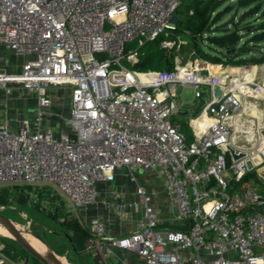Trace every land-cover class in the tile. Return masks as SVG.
<instances>
[{
	"label": "built area",
	"instance_id": "1",
	"mask_svg": "<svg viewBox=\"0 0 264 264\" xmlns=\"http://www.w3.org/2000/svg\"><path fill=\"white\" fill-rule=\"evenodd\" d=\"M179 3L0 0V51L27 57L15 73L0 58V88L17 85L37 95L31 116L16 125L0 121V188L8 189L9 200L26 190L27 204L42 201L54 212L58 200L41 199L47 191L39 185L47 182L66 203L68 217H87L98 206L100 182L126 169L136 200L124 202L110 189L112 199L101 203L107 216L83 224L91 236L86 250L103 264H119L114 249L135 254L142 264H264V119L251 141L233 143L235 119L262 98L248 67L225 72L232 65H220L219 75L207 61L183 62L178 55L170 70L122 63L140 59L139 51L125 50L133 40L141 47L160 36V47L169 50L185 43L174 38ZM179 86L192 88L196 98L202 87L209 94L188 118L191 141L174 122L188 111L177 99ZM58 87L69 90V116L60 115L66 128L55 134L43 121L58 101L48 89ZM135 169L160 179L167 218L156 213ZM129 212L141 213L135 227L111 236L108 214L127 219ZM1 248L0 264H29L26 257L10 261Z\"/></svg>",
	"mask_w": 264,
	"mask_h": 264
},
{
	"label": "rangeland",
	"instance_id": "2",
	"mask_svg": "<svg viewBox=\"0 0 264 264\" xmlns=\"http://www.w3.org/2000/svg\"><path fill=\"white\" fill-rule=\"evenodd\" d=\"M236 1L237 0H224V2L220 5V7H224L223 9L224 13L221 16V19L218 22V24L219 23L226 24L229 23L231 19H233L236 21H241L240 27L247 28L248 25H251L252 23L255 22L253 17L244 18L243 20H240L241 14L245 11V9H247V7H240ZM241 33L244 38L247 37L245 30H242ZM177 36L179 35L174 33V37ZM161 38L162 37L159 36L158 38H156L154 42L148 41L141 47H139L136 40H133L131 42L126 43L125 50L126 51L137 50L139 51V56L141 58L146 53L147 47H149L150 43H152L151 50L158 51V49H160L159 41L161 40ZM197 41L201 43V46L203 48H207L206 44L208 42L206 40H203L200 36H198ZM258 50H259L258 48L254 49L256 55H258ZM170 51L174 55L173 59H175V57L178 55L181 57L183 62L194 61L195 58L199 59L196 54L194 55L190 54L193 51V49L188 42L182 44L179 48H177V45L175 44L174 48ZM164 52L163 50H159L158 53L163 54ZM0 58L3 62H5V67L7 71H11L14 73L18 71L21 62L27 59L26 56L15 55L7 51H0ZM122 63L128 68H133L132 65L125 60H122ZM222 66H226V65H222ZM233 66H240V65H232V67ZM241 66H247L248 71H250V68H252L253 74L251 75L254 76V81H253L254 87L253 86L252 87L253 89H255V94L258 95V97H262L261 100H259L258 102L261 108L264 107V62L261 64H242ZM161 69L162 68L157 70H161ZM221 70L222 68H219L220 73H222ZM226 71H228V69H226L225 72ZM12 86L13 87L9 89L0 88V119L4 118L9 122H11L10 119H12L13 122H15L22 118L32 115L34 113V107L37 96L34 91L22 88L17 85H12ZM204 88L205 87L201 88L202 94L201 97L199 98H196L194 96V90L192 88L186 86H179L176 89L177 99L179 102L183 103L181 110L182 111L188 110V111L185 115L175 118L174 122L177 124H181L182 132L186 135L188 141H191L193 139V135H192L193 131L189 126H187L188 118L197 115L201 110V108L203 107V105L209 99V94L204 91ZM48 91L50 92L52 90L48 89ZM55 91L56 89L53 90L54 93ZM54 96L56 100L61 101V104H63L66 108H68L69 99L66 90H64L63 88H59V90H57V93H55ZM259 105L257 104V107H260ZM57 110L58 107L55 106L53 111L57 112ZM242 114L244 115V111L242 112ZM65 115H66L65 117H68L69 113L65 111ZM47 116L48 115L45 116L46 119ZM254 121H256V118H254ZM256 124H258L257 121ZM241 142L242 141L239 142L238 139L236 142V140L233 138L234 144L243 146L240 144ZM116 172L114 173L115 177H113V179L109 183L112 185H116L119 192H123L126 196L127 195L131 196L134 193L135 186L129 181L128 178L129 173L127 172L126 169H122L121 172L119 171L120 173H123L122 176L116 175ZM133 173L135 174L138 181L141 182L147 188V190L151 191V192L149 191L151 195L154 194L155 192L158 193V190L160 189L158 182L160 179L157 178L154 173L144 172L140 169H135ZM39 186H42L47 191V194L43 192V195H41V199H43L44 197H48L50 195L49 199L52 202H56L58 200L59 206H57V209L54 210V212L56 213L51 214L53 212H50L49 215L51 214V216L42 213L41 211L42 209L49 212V210H46L47 208L42 206V201L35 206L29 203L24 204L23 201L18 202L14 198H13L14 200L7 199L8 206L0 207V213L6 216L12 222V224L13 223L16 224L20 228V230L24 232L26 236L31 234L36 238H38L39 240H41L51 250L53 255H56L60 260L61 258H64L69 264H97L98 261H95L93 259L94 255L91 250L84 251L83 253L82 252L76 253L71 249L67 236L65 235V231L69 233L70 229H68L66 225L59 222L61 220V216L68 217L71 214L70 211H68V207L66 203L61 202L62 199L60 194L55 191L54 186L50 183L42 182ZM228 192L231 193L230 189ZM263 194H264V188H263ZM10 195L12 197H15V195L13 194ZM161 198L165 200L164 195ZM164 208H165V212L167 209L166 214H168L169 209L167 203H165ZM40 212L41 214H39ZM133 216H134V220L137 221L140 218L141 213H134ZM0 222L2 223V221ZM2 226L5 227L3 223ZM27 238L29 237L27 236ZM2 239H5V241ZM3 245H6L7 249L10 250L17 249L22 251V252H16L14 254V250H13L12 252V254H14L13 256L7 255L6 253L3 252V254L6 257H8L10 261L12 262L20 261L24 259L26 256H28L29 264H38L32 256L28 255V253L21 247V245L11 235L0 234V246L3 247Z\"/></svg>",
	"mask_w": 264,
	"mask_h": 264
},
{
	"label": "trees",
	"instance_id": "3",
	"mask_svg": "<svg viewBox=\"0 0 264 264\" xmlns=\"http://www.w3.org/2000/svg\"><path fill=\"white\" fill-rule=\"evenodd\" d=\"M224 0H180V3L174 11L173 20L175 23L174 33L185 42L192 46L194 54L199 59L213 63L212 65H242V64H261L264 62V1L263 0H237L240 7H247L241 14L240 20L253 17L254 23L247 28L240 27L241 21L231 19L229 23H219L224 13V7L220 5ZM231 6V5H230ZM213 13V14H212ZM212 15V16H211ZM233 26V27H232ZM214 28V29H213ZM213 29V30H212ZM246 31L243 37L241 31ZM198 36L206 40L207 48H203L197 41ZM175 38V37H174ZM244 38V39H243ZM156 39L150 42H154ZM152 43L147 47L146 53L132 67L136 70L147 69H166L170 70L173 66L174 55L170 50L160 47L158 51L151 50ZM258 48V55L254 49ZM163 50L162 53H158ZM168 52V53H167ZM156 67V68H154ZM234 67V66H233ZM229 66L228 68H233ZM235 68V67H234ZM254 174L253 171L249 175ZM249 175H246L247 178ZM23 190V189H22ZM15 198L18 202L26 204V195L24 191ZM9 192L6 187L0 188V207L8 206ZM37 204H35L36 206ZM40 211V210H39ZM42 213L48 214L44 209ZM53 212L51 214H54ZM41 214V212L39 213ZM51 214L49 216H51ZM66 225L70 232L65 231L71 249L76 253L87 251L90 245V233L81 225L76 218H64L60 220ZM5 241V239H2ZM16 252L21 250L13 249ZM13 250L7 249L6 245L1 248L2 253L13 256ZM93 259L97 264H103L98 256ZM38 264V260L34 259Z\"/></svg>",
	"mask_w": 264,
	"mask_h": 264
},
{
	"label": "crops",
	"instance_id": "4",
	"mask_svg": "<svg viewBox=\"0 0 264 264\" xmlns=\"http://www.w3.org/2000/svg\"><path fill=\"white\" fill-rule=\"evenodd\" d=\"M59 88H62V87H58V89L52 88V89H50L52 91H50L49 93L54 96L55 93H57V90H59ZM54 89H56L55 93L53 92ZM63 89L66 90V92L68 93V98H69V90L67 88H63ZM35 106H36V102H35ZM55 106L58 107L57 112L53 111ZM34 109H35V107H34ZM65 111H67V113H69V107L66 108L63 104H61V101H57V103H55L53 105L52 109H50L49 113L47 114L48 115L47 119L44 118L46 120L43 121V125L45 127H49L55 134H59L60 130L66 128L63 125V121H62L63 120L62 117L66 116ZM60 115L62 117H60ZM3 119L4 118H1L0 121H2ZM10 121L13 125H16L17 121L13 122L12 119H10ZM119 171L121 172L122 170H119ZM119 171L116 172V175L122 176L123 173H120ZM114 177H115V175H114ZM129 181H130V179H129ZM130 183H132L134 185L133 182L130 181ZM158 184H159L160 189L158 190V193L155 192L154 194H152L153 195L152 196L153 197L152 198V204H153L154 209H155L156 213L158 214V216L165 219L168 216V214H166L167 209L165 212V208H164V205H165V203H167V200H166V196H165V193L162 189V185H161L160 181L158 182ZM107 187H109V188H107ZM98 188H99L98 206L90 209L89 215L87 217H84V216L81 217L78 212H77V214H74L73 216H70V217L64 216V217L65 218H76L78 220V222L81 225H83L84 220L89 221V219H90L89 217L94 216L96 214H102V215L107 216V212L103 208L101 203L104 202L105 200L109 201L112 199L108 193L110 189H114L116 192H118L121 195L119 199L123 200L124 202L131 203V202L136 200L134 193L131 196H128V195L126 196L123 192H119L116 185H112L109 182L108 183L100 182ZM148 191H150V190H148ZM163 195L165 197V200H163L161 198ZM108 215H109V220H107V230L111 236L116 237V236H121L123 234H126L132 228H134L136 225L135 224L136 221L134 220V216H133L134 213L129 212V216L127 219H118V218H116L117 216L113 215L112 213H109ZM62 217L63 216H61V218ZM81 218H82V221H81ZM114 252L116 253L115 255L117 256L116 260H115V258L113 259L114 262L118 261L119 264H121V263L122 264H142L140 259L135 254H133L129 251H122L120 249H114Z\"/></svg>",
	"mask_w": 264,
	"mask_h": 264
},
{
	"label": "bare ground",
	"instance_id": "5",
	"mask_svg": "<svg viewBox=\"0 0 264 264\" xmlns=\"http://www.w3.org/2000/svg\"><path fill=\"white\" fill-rule=\"evenodd\" d=\"M208 68L210 69L211 73H219L218 66L215 65H208ZM223 69V68H222ZM229 72L238 71L237 68H227ZM230 69V70H229ZM227 72V71H226ZM250 74H253L252 68H250L249 71ZM258 101L251 102L250 108L246 106V110L244 111V115L241 114L235 119V127L237 129L236 134L234 136V139L237 141V139L242 141V144H246L249 141L252 140L253 135L255 134V127H256V121H254V118L257 119L258 125H260L264 119V107L261 108ZM256 103V104H255ZM257 104L260 107H257ZM239 132V133H238ZM252 132V134H250ZM1 221V220H0ZM13 226L21 233V235L32 245V247L40 253L45 259H47L52 264H69L64 258H61V260L56 256L53 255L51 250L38 238L35 236L29 234L27 236L24 234L23 231L20 230V228L13 223ZM0 234L10 235V233L6 230L5 227L2 226V223L0 222Z\"/></svg>",
	"mask_w": 264,
	"mask_h": 264
},
{
	"label": "water",
	"instance_id": "6",
	"mask_svg": "<svg viewBox=\"0 0 264 264\" xmlns=\"http://www.w3.org/2000/svg\"><path fill=\"white\" fill-rule=\"evenodd\" d=\"M174 21V20H173ZM216 95H220L219 89L216 87L215 89ZM250 167V165H249ZM0 220L7 228V231L10 235L21 245V247L28 253V255L32 256L34 259L38 260L42 264H52L47 259H45L40 253H38L32 245L21 235V233L13 226L12 222L4 215L0 213ZM28 256H26L25 261L27 262Z\"/></svg>",
	"mask_w": 264,
	"mask_h": 264
}]
</instances>
